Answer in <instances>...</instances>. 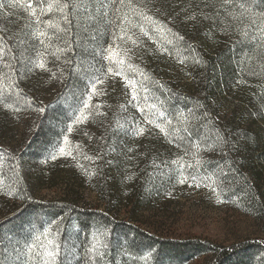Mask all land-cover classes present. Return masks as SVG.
<instances>
[{
  "label": "rangeland",
  "instance_id": "1",
  "mask_svg": "<svg viewBox=\"0 0 264 264\" xmlns=\"http://www.w3.org/2000/svg\"><path fill=\"white\" fill-rule=\"evenodd\" d=\"M65 3L69 7L61 11ZM32 4L35 16L27 0H0V35L11 47L0 61V264L212 260L185 246L159 249L111 226L88 236L72 213L12 225L26 197L41 208L65 200L85 212H106L111 221L138 223L157 237L221 246L264 242V155L234 149L242 129L264 131V107L252 101L261 89L264 97V63L250 80L233 62L241 49L264 40L263 23L256 34L251 31L259 9L246 0ZM74 4L80 6L76 11ZM109 55L123 64L110 62ZM226 59L234 68L213 71L212 64ZM125 76L138 84L144 112ZM97 78L96 93L83 109L89 81ZM78 109L87 120L76 119ZM161 111L164 117L157 115ZM180 167L185 175H207L215 183L181 184ZM50 240L60 246L52 261L44 254ZM29 244L36 245L31 255ZM263 257L257 249L245 264H261Z\"/></svg>",
  "mask_w": 264,
  "mask_h": 264
},
{
  "label": "trees",
  "instance_id": "2",
  "mask_svg": "<svg viewBox=\"0 0 264 264\" xmlns=\"http://www.w3.org/2000/svg\"><path fill=\"white\" fill-rule=\"evenodd\" d=\"M246 1L249 4V7L252 6L254 10L259 9L260 11L258 14V22L253 24V26L251 25V31L256 34L258 32V26H260L259 23L261 22L264 24V0ZM233 62L236 63V68L240 74L250 80L254 79L255 72L259 70L258 63H264V40L260 43H256L253 48H250V50L241 49L236 53ZM212 65L214 69L213 71H217V69L221 68L224 69L225 66L234 68L230 59L219 60L218 63L215 62V64ZM224 75L226 76V74ZM259 76L262 75H257V78ZM212 80L216 82L214 78ZM212 83L209 77H207L205 84H207V89L210 91L212 89ZM217 84L218 83L216 82V85ZM216 85L214 88H216ZM219 86L220 84H218V87ZM261 93L262 95L257 93L258 97L252 101L257 107L263 108L264 97L262 89ZM251 131L253 132L242 129L236 134L237 138L236 141H234V149L240 153L260 154L262 156L264 155V131L261 129ZM9 172L13 173V170H9ZM22 202L19 214L10 222L13 223L12 225H19L28 220V218L56 220L63 217L65 214L72 213V216L74 215L76 217L79 227L83 229L88 236L90 233H93V231L98 232V230L100 231L106 226H111L118 230L122 229L121 231H126L127 234L134 235V237L142 238V242H149L148 245L157 246L159 249L170 248V246L189 247L195 251L196 256L212 259L210 264H245V261H247L245 258L254 253L255 250L260 249V251L264 253V242L234 243L229 246H221L214 242L204 241L197 238L173 239L171 237H157L156 235L148 233L147 230H143L138 223L133 224L127 220H112L113 223L106 212L99 210L85 212V210L80 209L78 205L67 204L65 200L59 202V204L52 205L51 208H41L37 204L31 202L29 197H26V200H22ZM89 229H91L92 232H90ZM261 264H264V257L261 260Z\"/></svg>",
  "mask_w": 264,
  "mask_h": 264
},
{
  "label": "snow or ice",
  "instance_id": "3",
  "mask_svg": "<svg viewBox=\"0 0 264 264\" xmlns=\"http://www.w3.org/2000/svg\"><path fill=\"white\" fill-rule=\"evenodd\" d=\"M23 2H24V0H21V3H23ZM122 2H123V0H121V3H122ZM58 7H59L60 10L62 11L63 9H67V8L69 7V5H68L67 3H65V4L60 5V6H58ZM79 7H80V6H79V5H76V4L72 5V8H73L74 11L78 10ZM27 8H28V9H31V13H30V14L33 15V16H35L36 13H35V9L33 8L32 0H27ZM86 11H87V10H86ZM64 19L67 20V13H65V15H64ZM48 23H49V25L52 24L51 21H49ZM109 23H111V21H109ZM123 23H124V20H121V24H123ZM61 31H63V29H61ZM123 31H124V29L121 27V33H123ZM141 31L143 32L144 35L149 36V38L151 39V36L149 35L148 31H146V30H145L144 28H142V27H141ZM39 36H40V37H45V36H46V33H44V32H40V33H39ZM93 38H94V37H93ZM129 39H131V37H129ZM40 42L43 43V40H40ZM135 42H136V41H133V43H135ZM5 50H7V51L11 54V47L5 42V37L2 36V35H0V61H3V60H4ZM163 51L166 52V51H167V48H163ZM108 52H109V53L112 52L111 47H109ZM14 58H15L14 56L9 55V59H14ZM107 59H109L110 62L115 63V64H118V65H119V64H123V61L120 60V59L113 60L111 55H109V56L107 57ZM37 66L43 68L45 65H44V63H43L42 61H38V62H37ZM4 67H9V68H10L11 66L8 65V64H5ZM108 71L111 72L112 69L109 68ZM11 74H12V73L10 72L9 75H11ZM115 74H116V75H123V73H122L121 70H117V71L115 72ZM124 78H125V83H126V85H127L129 88H131V90H132V99H133L134 101H137V108H138V110L141 111V112H144L145 109L139 108V102H138V99H137V88H138V84H137L133 79H130V78H128L127 76H125ZM99 82H100V81H99L98 78H97L96 80H90V81H89L90 89L88 90V95L85 96V97H83V98L81 99V105H82V108H83V109H87V108L89 107V103H88V101L90 100L91 95L96 93V84L99 83ZM14 83H15V82H14ZM97 107H99V105H97ZM155 108H156V105H153V106H152V110L155 111ZM15 110H16V111H19L20 109L17 108V109H15ZM39 110H40L41 112L44 111L43 108H40ZM157 115H158L159 117H164V113H163L162 111H161L160 113H158ZM87 118H88V117H87V115L85 114V112H84V111H81V110L78 109V114H77L76 119H78V120H80V121H85V120H87ZM168 123L170 124L171 121H168ZM155 126H156V127H161V125H160L159 123H157ZM69 130H70V129H69ZM161 130L163 131L164 129L162 128ZM143 131H144V129H143V128H140V129L138 130V133H139V134H143ZM60 151H61V152H64V149L61 148ZM69 154H70V153H69ZM53 158H55V157H53ZM197 164H199V161H197ZM187 167H188V168H191L192 165L189 164V165H187ZM179 174H180L179 183H181V184L187 182V180H189V179H191V180L195 183V186H196V187H200L201 184H203V186H208L207 183H204L205 181L210 182V183H215V181L213 180V178H212V177H209V176H207V175H205V176L202 177V178H201V177H197V176H195V175H190V174H189V175H185V174H184V169H183V167H180V168H179ZM197 181H200V182H197ZM213 191H216V192L218 193V192H219V189H218V188H214ZM49 244H50V248L45 249V250H44V254H46V257H47V259H48L49 261H52V260H55V259L58 257L60 246H59V244H56L55 242H53V241H51V240L49 241ZM34 248H36V245H35V244H29V245H27V246H26L27 254H29V255L33 254V249H34ZM93 251H95V249H93Z\"/></svg>",
  "mask_w": 264,
  "mask_h": 264
}]
</instances>
